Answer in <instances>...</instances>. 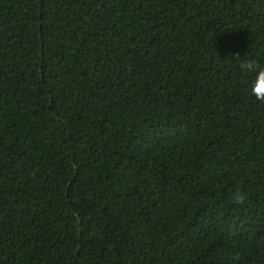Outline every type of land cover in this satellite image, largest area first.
Wrapping results in <instances>:
<instances>
[{
	"label": "trees",
	"instance_id": "16d2710c",
	"mask_svg": "<svg viewBox=\"0 0 264 264\" xmlns=\"http://www.w3.org/2000/svg\"><path fill=\"white\" fill-rule=\"evenodd\" d=\"M237 54L264 0H0V264H264Z\"/></svg>",
	"mask_w": 264,
	"mask_h": 264
},
{
	"label": "clouds",
	"instance_id": "9594fccd",
	"mask_svg": "<svg viewBox=\"0 0 264 264\" xmlns=\"http://www.w3.org/2000/svg\"><path fill=\"white\" fill-rule=\"evenodd\" d=\"M234 58L238 61L237 67L240 72L254 76L249 86L250 95L256 101L264 103V66H261L254 57L239 59L237 54V57ZM230 201L235 205L243 206L247 202V197L242 190L237 189L231 194Z\"/></svg>",
	"mask_w": 264,
	"mask_h": 264
}]
</instances>
